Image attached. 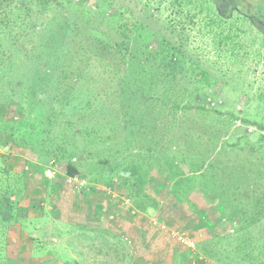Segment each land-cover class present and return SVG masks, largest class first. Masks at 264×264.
Masks as SVG:
<instances>
[{"label":"trees","instance_id":"1","mask_svg":"<svg viewBox=\"0 0 264 264\" xmlns=\"http://www.w3.org/2000/svg\"><path fill=\"white\" fill-rule=\"evenodd\" d=\"M183 1L177 0V3L180 5ZM187 1L193 4V0ZM243 2L212 0L218 11L217 25L237 13L264 32V2L256 4L259 13L255 14L240 9ZM92 5H96L95 10ZM92 5L85 10L74 6V0H0V39L9 30L18 34L13 35V39H30L31 48L27 55L35 50L44 52L46 46L53 48V58L51 53L50 56L43 55L53 63L51 71H45L43 79L40 80L41 74L37 78L36 95L26 91L24 96L17 97L23 118L15 127L13 123L2 122L0 141L6 133L15 142L20 138L22 146L37 153L47 165L65 163L66 175L70 178L81 176L85 155L87 159L95 156L103 164V169L113 170L123 188L130 191L134 207L142 213L160 207L158 190L149 187L153 171L160 169L170 182L168 194L176 201L187 203L193 211H200L190 201L194 194L202 195L207 202H216L221 215L218 225L223 224V227L219 232L214 231L208 241L198 244L201 254L219 264H264V191L261 192V184H257L264 182V169L255 176L234 170L236 175L231 179L235 183L221 185V168L216 164L217 159L212 161L207 150L201 151L211 149L208 142L202 148L205 144L202 138L226 135L234 121L259 130H264V126L234 113L208 108L207 99L212 96L208 92L215 81L197 61L187 59L179 47L159 39L155 33L124 14L108 15L107 9L111 5L98 0H93ZM245 5L250 7V4ZM101 8L106 11L101 13ZM72 10L80 20L89 23L84 25L78 18L68 16ZM95 18L106 21L109 31H101L100 27L94 26ZM114 31L122 34V41H110ZM150 37L158 38V48H148L146 40ZM233 40V36L224 37L217 44L223 47ZM118 51L124 54L114 56ZM114 57H118L116 63L111 60ZM78 58L83 61L82 68L76 64ZM107 79L114 82H106ZM97 83L107 86L101 88ZM5 84L6 81L0 78V86ZM9 84L14 86L11 82ZM31 97L35 100L32 101ZM4 99L0 95V109L9 102ZM45 99L46 106L43 103ZM112 99L115 108L119 104L122 108V126H114L113 121L100 127L101 130L84 125L91 114L89 110L99 100L106 102ZM210 114L216 115L222 123L217 129L208 123L212 118ZM223 116L230 118L222 120ZM225 122L228 127H225ZM198 127L208 129L210 134L198 135ZM115 135L122 138L120 147L107 149L106 144L99 148H106L105 151L97 150V144L107 142ZM237 146L238 143L233 145ZM253 147L260 149L259 155L263 158V134ZM25 183L23 179V185ZM243 186L245 189L249 187L247 193ZM5 192L9 197L13 194L9 189ZM243 194L244 197L240 196ZM6 201L12 209L27 214V210L18 207L17 202L9 198ZM1 202L0 208H4L5 204ZM16 215L13 216L14 223H18ZM22 216H18L19 221ZM62 250L66 252L64 246L59 247V251ZM67 257L59 255L57 264H77L75 259L61 261ZM177 259L176 256L175 264L184 263V258ZM1 262L12 264L0 251ZM43 264L52 263L46 261Z\"/></svg>","mask_w":264,"mask_h":264},{"label":"rangeland","instance_id":"2","mask_svg":"<svg viewBox=\"0 0 264 264\" xmlns=\"http://www.w3.org/2000/svg\"><path fill=\"white\" fill-rule=\"evenodd\" d=\"M98 1L111 5L107 9L108 15L124 14L155 33L159 39L179 47L187 59L197 61L215 81L208 92V95L212 94L207 99L208 108L221 113H234L264 126V32L258 30L256 25L253 26L237 13L217 25L218 11L212 0H193V4L185 0L180 5L177 0ZM243 1V6L239 8L251 14L259 13L256 4L264 2ZM92 3L93 0H74V6H80L79 9L87 10ZM245 4H250V7ZM92 7L96 9V5ZM103 11L106 10L101 8L100 12ZM68 16L78 18L74 10L69 11ZM77 20L84 25L89 23L79 18ZM92 24L100 27L101 31H109L106 21L95 18ZM13 35L18 36L9 30L0 39V78L8 84L0 86V95L9 101L4 109H0V124L13 123L15 127L23 118L17 97L24 96L26 91L35 95L38 93L37 78L41 74L40 80L43 79L53 64L43 55L50 56L51 53L53 58V48L46 46L44 52L35 50L27 55L31 48L30 39H13ZM231 36L234 40L229 45L218 46L219 39ZM122 40V34L116 31L110 37V41ZM146 44L149 49H156L159 40L150 37ZM119 53H114V56ZM79 60L76 64L82 68L83 61L79 63ZM111 60L116 63L118 57ZM105 81L114 82L112 79ZM97 86L105 88L107 85L97 83ZM30 99L35 100L33 97ZM43 103L46 106L47 100H43ZM97 103L89 110L91 114L84 125L101 130L100 127L113 121L114 126H122L120 104L115 108L113 99L106 102L99 100ZM125 103L127 106L128 100ZM210 116L209 125L216 126L215 129L220 127L221 122L216 115ZM229 118L223 116L221 119ZM225 127H228L226 122ZM198 130V135L204 132L210 134L208 129L198 127ZM229 130L220 137L202 138L205 143L202 148L208 142L211 149L201 151L207 150L211 160L217 159L216 164L221 168V185L235 183L231 179L236 175L234 170L255 176L260 169H264V157L260 158V149L253 147L258 137L264 135V130L249 128L239 121H234ZM1 138L0 200L5 205L0 208V251L12 264H43L46 261L57 264L59 255H69L61 261L75 259L77 264H175L176 256L178 261L180 257L184 258V263L180 261L179 264H219L206 258L197 247L223 227V224L218 225L221 215L216 209V202H207L202 195L194 194L190 201L200 211H193L187 203L176 201L168 194L170 182L162 170L153 171L149 185L158 190L160 207L142 213L134 207L130 191L123 188L113 170L103 169V164L95 156L87 159L85 155V163H81V176L70 178L66 175L65 163L49 166L37 153L22 146L20 138L15 142L8 133ZM120 139L121 136H111L109 141L97 144L96 148L99 150L107 144V149H115L122 145ZM236 143L238 146L233 147ZM106 148L99 151L103 152ZM257 184H261L259 189L264 191V182ZM8 189L13 193L10 197L5 194ZM246 191H249V187ZM240 196L244 197V194ZM8 198L27 210V214L9 207ZM15 215L18 223L13 221ZM19 215H23L20 221ZM175 235L189 238L195 247L181 244ZM60 246H64L66 252L59 251Z\"/></svg>","mask_w":264,"mask_h":264},{"label":"built area","instance_id":"3","mask_svg":"<svg viewBox=\"0 0 264 264\" xmlns=\"http://www.w3.org/2000/svg\"><path fill=\"white\" fill-rule=\"evenodd\" d=\"M175 237L177 238V240L181 244L186 245V246H188L190 248H194L195 247V243L192 240H190L189 238L184 237L182 235H175Z\"/></svg>","mask_w":264,"mask_h":264},{"label":"crops","instance_id":"4","mask_svg":"<svg viewBox=\"0 0 264 264\" xmlns=\"http://www.w3.org/2000/svg\"><path fill=\"white\" fill-rule=\"evenodd\" d=\"M93 208L96 209V206H93ZM143 215L147 216V214H143ZM133 231L137 232V230H133ZM138 232H139V231H138ZM137 237H138V236H137ZM140 264H141V263H140Z\"/></svg>","mask_w":264,"mask_h":264},{"label":"flooded vegetation","instance_id":"5","mask_svg":"<svg viewBox=\"0 0 264 264\" xmlns=\"http://www.w3.org/2000/svg\"><path fill=\"white\" fill-rule=\"evenodd\" d=\"M238 10V9H237ZM263 27H264V24H263Z\"/></svg>","mask_w":264,"mask_h":264}]
</instances>
